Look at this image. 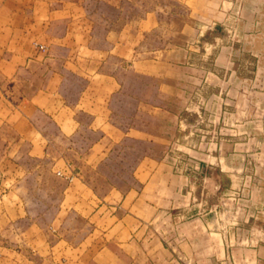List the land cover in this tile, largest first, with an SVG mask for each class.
<instances>
[{"label": "crops", "instance_id": "crops-1", "mask_svg": "<svg viewBox=\"0 0 264 264\" xmlns=\"http://www.w3.org/2000/svg\"><path fill=\"white\" fill-rule=\"evenodd\" d=\"M234 24L235 42L203 41ZM200 86L222 139L202 151L176 144ZM176 148L203 175L176 173ZM246 186L235 216L225 192ZM6 251L12 264H264V0H0Z\"/></svg>", "mask_w": 264, "mask_h": 264}, {"label": "rangeland", "instance_id": "rangeland-1", "mask_svg": "<svg viewBox=\"0 0 264 264\" xmlns=\"http://www.w3.org/2000/svg\"><path fill=\"white\" fill-rule=\"evenodd\" d=\"M234 18L236 19L239 18L238 13H236ZM236 29H237L236 24L228 27V29L225 30L226 32H222L221 29L217 28L213 33L214 34L213 37H211L208 34L204 37L203 41L208 44L213 43V45L216 42V48L218 49L222 42L220 41V39L217 41L213 39L215 37L220 38L222 34H225L227 35V37H229L230 43L235 42L237 37ZM170 31L171 28H169V26L168 27L164 26L161 27L159 31L154 32V35L151 37L149 41V49H155L158 46H160L161 45L160 39L163 36L168 37L170 35ZM205 43L200 42L195 44L197 51H195L194 53H199V55L196 56L195 59H193V62L191 64L195 65L198 68L204 67L205 65H210L211 63L210 58H206L205 53H208L210 50H212V48L210 45H207V51H205L203 48V45ZM190 100L192 102H190V104L183 107L181 111L182 120H181L180 131L182 135L180 141L176 142V144H180L188 148L189 147L195 148L194 144H196L197 150H201V151L205 148V146H208L209 148L211 146H216V145L218 146L222 140L219 132H217L216 134H210L209 132V128H210L209 125L212 124V126L214 125L218 126L217 122H213L214 120H216L217 117L216 115L213 116L212 118L213 121H211L212 113L214 114L215 112L216 114L217 112L216 107L214 105L212 106L209 105V102L206 100V94L202 86L198 87V89L195 91H190L189 101ZM166 156L168 160L172 162V165L176 173L180 175H188V176L203 175L202 174L203 171L201 169H198V166L196 165L199 162V159L193 156L192 154H190L188 150H180L176 148ZM196 166L197 168H195ZM244 189H248V187L247 186L245 188L240 187V189L235 187L234 188L229 187V190L225 192V194L229 195V198H232V200L230 201L229 210L233 211L235 213V216L238 215L240 212H242L243 209L246 210L250 209L247 205L246 200L250 199L251 197L247 198V196L243 195L245 192ZM213 190H214L213 197L216 198L215 194L219 195L221 190L219 187L215 185L213 186ZM238 194L240 195L238 196ZM35 195H37V197H41L42 192H38L37 190L35 191ZM251 220L255 222L257 219L256 217H251ZM22 229H24L23 226ZM35 236H36L35 233L29 232L27 234L23 233L21 235H18L15 238L21 239L20 244L24 248L26 247V245H28L27 243L28 240L32 239ZM41 236L49 238L48 234L47 235L41 234ZM4 241L12 242V236L5 234ZM24 241H26V244L23 243ZM24 252H29V249H26ZM9 253L12 254V251L11 252L6 251L4 255L0 254V258L2 257L5 258V260L0 259V264H12V256ZM30 261H31L30 264H61L60 260H58L57 258H54L53 260L45 259L44 255L42 254L33 256V258ZM22 264H29V263L22 262Z\"/></svg>", "mask_w": 264, "mask_h": 264}]
</instances>
